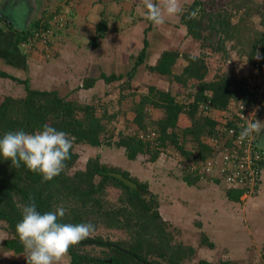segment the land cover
<instances>
[{
    "label": "trees",
    "instance_id": "trees-1",
    "mask_svg": "<svg viewBox=\"0 0 264 264\" xmlns=\"http://www.w3.org/2000/svg\"><path fill=\"white\" fill-rule=\"evenodd\" d=\"M218 1L221 0H214ZM202 5V2L196 1L180 14L188 35L201 43V53L195 55L198 59L193 60L191 54H182L179 50H166L160 55L158 63L151 67L159 76L185 85L192 91L191 99L194 101L186 104L187 100L170 91L150 87L149 101L137 105L134 134L127 132L118 141L109 127L113 115L109 114L107 107L99 113L96 105L81 104L61 96L58 91L33 89L29 80L0 72V78L16 80L24 84L26 91L23 97L5 96L0 102V138L9 131L35 133L48 124L68 133L73 139L66 167L50 181H44L40 174L31 172L23 164L14 168L11 160L0 156V231L6 234L0 246L13 254L14 260L10 264H26L16 224L22 219L20 206L33 200L41 214L63 206L66 214L59 221L61 223L94 225L95 232L90 237L69 248L66 256L70 258V264H184L196 254L197 249L176 241V236L169 230L172 222L161 215L162 202L158 194L152 193L148 182H140L127 170L101 163L99 156L89 158L84 169H76L79 155L75 149L77 146L123 147L126 157L133 161L140 155H151L154 161L170 145L188 160L195 157L206 160L217 154L207 141L215 136L219 121L211 115L202 114L198 104L211 95L214 110L226 111L230 107L254 103L255 97L248 90L247 82L232 75H215L212 80H207L210 54L206 49L226 52L227 44L231 43L233 51L238 49L242 58L247 57L246 62L250 66L255 65L259 53L264 68V2L258 5L255 0H226L223 11L216 14L202 9ZM196 9H199L197 17L190 19L189 14ZM256 16L261 18L259 24L262 28L255 25ZM44 20L48 19L39 20L31 30L24 31L20 44ZM149 23L147 33L153 25L151 21ZM108 31L107 20H101L97 26L95 46ZM214 33L219 35L215 50V43H211ZM145 56L146 50L139 55L137 64L142 63ZM181 58L188 65L176 73L174 68ZM134 72L135 68L127 75H104L103 79L107 84L125 78L130 81ZM96 81L87 80L83 88L94 87ZM148 104L162 110V118L152 120L150 111L144 110ZM182 116L191 123L186 128L179 124ZM149 128H153L152 131ZM153 132V140L141 138V135L148 136ZM189 142L192 144L190 148L187 146ZM258 149L261 150L259 146ZM184 179L191 186L203 180L198 172H188ZM243 194V189H228L227 195L229 200L240 202ZM111 235H116V239H112ZM204 243L210 248L215 247L206 236ZM199 264L211 263L201 260Z\"/></svg>",
    "mask_w": 264,
    "mask_h": 264
},
{
    "label": "rangeland",
    "instance_id": "rangeland-1",
    "mask_svg": "<svg viewBox=\"0 0 264 264\" xmlns=\"http://www.w3.org/2000/svg\"><path fill=\"white\" fill-rule=\"evenodd\" d=\"M78 1L80 0L73 2ZM197 1L202 2V9L204 8L205 10H208L209 13L214 14L217 12H222L223 7L226 6V0H221L218 2H214V0ZM263 2L264 0H255V3L258 5ZM138 3L140 2L137 1L136 4ZM61 5H63V2ZM65 6H67V4H65ZM17 7L21 9L20 5ZM119 8L120 7H118V9ZM20 9L18 12L15 10V13H13V18L17 27L24 28L28 12H25V8H23L24 14L22 15V11L20 12ZM64 10L67 12L66 15H68L67 19L69 23V20H71L69 13L71 11L68 9V7H64ZM137 10H140L143 14L139 20L138 16L135 14L132 15L128 9H124L122 11V19H120V16L118 15L117 20H114L116 14L112 13L113 15L111 16L110 21L116 27L119 24V26L123 27L124 39L130 38L131 35H133L132 39H135V37H137V35L140 34L143 29L146 27L148 28L150 25V23L145 20V9L143 5ZM131 15L134 18H132ZM260 21L261 18L259 16L254 18V22L256 23L255 25L259 28H262V25L259 24ZM134 22H139L140 24L132 26V23ZM166 26V29L155 30L154 32L152 31L148 33V35L150 34V39L152 41L155 37V32L161 33V35L164 34L165 38V45L156 49L154 58H157L158 55H161L163 50H179V52L182 54H191L192 56L200 55V41L194 40L188 35L187 27L180 26L179 21H177V17H175V19L172 21H169V23H166ZM158 35L159 34H157V36ZM218 38L219 35L214 33L213 41L211 42L215 43L214 50L217 46L216 42ZM130 43L133 46L134 41L131 40ZM38 46L39 45H37V47ZM37 47L32 50L27 48L23 49L26 53L32 55L33 51L37 49ZM137 48L138 46L135 49ZM206 51L210 54V57L207 59L208 65L210 67L209 75L206 77L207 80H212L213 76L215 75L227 74L232 75L236 79L244 80L248 83V80L252 77V75L254 74L255 76L252 67L250 64H248V62H246L247 57L242 58V56L238 53V49L236 52L233 51V48H231V43L227 44L225 50L226 52H213L208 48ZM261 58L262 57L259 54V60H261ZM153 63L154 60L152 61V64ZM131 65L132 64L129 63L125 64V69L123 70L124 73H126L128 68L130 69ZM184 65L187 66L188 64L179 61L175 68L181 71L185 67ZM174 71L176 73L179 72L176 70ZM150 72H152L150 68H147V71L141 69L140 73L136 75L135 80H132V82H130V86H127L126 90L119 89L121 86L125 87L126 84L124 81H118L113 84L105 85L104 89L95 88L91 91H82L80 96L75 100L81 104L91 103L96 105L98 107L99 113L103 112L107 107L109 114L113 115L112 124L109 127L111 128V131H114L115 139L118 141L127 132H132V134H134L136 127H134L135 124H133V121L136 117V108H138L137 105L141 104V102L149 101V97L147 96L149 93V87L153 86L164 92L168 90L170 91L171 89L173 93L180 96L182 100H189L192 102V91L185 85L178 82L173 83L170 79L159 76L155 72ZM17 76H19L21 80H26L28 78L30 79L33 77L30 74L22 73L21 75ZM256 82L257 80L254 83ZM24 95H26L24 84L12 79L0 78V102L5 96L20 98ZM260 98L264 103L263 93L260 95ZM150 109H152L150 114L154 121H158L159 118H162L164 113L162 110L156 108L153 110L149 104L147 108L144 107L145 111ZM255 117L257 120H259L260 117L262 118V121L264 120V104L262 105V110H258V113ZM182 118L183 120H180L179 124L183 128H185L184 126H189L191 124L190 122L183 123L184 120H187V117L182 116L181 119ZM152 129L153 128H149L148 130L150 131ZM257 134L258 133H256V142ZM207 142L210 144V140ZM187 146L190 148L192 147V144L189 142ZM215 148L218 149L217 147ZM259 148L263 150L260 146ZM75 152L79 155L76 169H84L89 158L99 156L101 163L106 164L107 166L127 170L131 176L139 179L140 182H148L150 184L152 193L156 195L158 194V197L162 202L160 211L161 215L166 221L170 222L171 220L172 222L169 230L176 236V241L197 249L196 254L191 259L185 261L184 264H199L201 260H206L211 264H221L222 262L226 261L237 262V264H264V170L261 179L263 181V183L261 182V187H258L252 196H242L240 202L237 203L231 202L227 199L228 189L226 186L218 187L217 185L213 184V182L208 183L209 188L207 187L206 190H211V198L206 200V197L203 195H200L198 198H196L199 202H201V197L203 203L205 202L210 206H219L217 209L215 206L212 207L215 215H217V219L214 220V225L211 224L209 227L205 224L204 226L199 225L198 220L193 218L191 219L188 216L182 217L181 208L188 207V210H193V208L197 206L195 202L196 198L192 201H189L192 198L187 199L184 196L179 195V193L178 195H174V191L173 188H171L170 183L167 185L163 181V175L166 173L165 168L171 167L169 166L170 163L175 166L173 171V177L175 178L173 181L179 182V178H181L180 176L186 175V172H184L183 169V163L187 162L188 158L183 156L173 145H170L168 149L162 150L160 156L154 161L151 160V155H140L134 161L129 160L126 157L125 149L123 147L119 148L116 146L109 147L105 145L101 148L77 146ZM205 182L206 181L203 179L197 185L200 184V187H202ZM170 197L175 198L172 206L166 203ZM183 200H186L189 206L183 202ZM193 203L195 204L194 207ZM203 228L206 231L208 230L207 233L209 237L207 235L206 236L210 242H213L215 245L214 248H210L204 243L205 235H203ZM119 234L121 235V233ZM115 236L116 235H111L112 239L115 240ZM5 238L6 234L0 231V244H2ZM13 260V254L9 253L0 246V264H10ZM62 264H70V258L65 256Z\"/></svg>",
    "mask_w": 264,
    "mask_h": 264
},
{
    "label": "crops",
    "instance_id": "crops-1",
    "mask_svg": "<svg viewBox=\"0 0 264 264\" xmlns=\"http://www.w3.org/2000/svg\"><path fill=\"white\" fill-rule=\"evenodd\" d=\"M60 1L61 0H0V13H7L6 11L9 10L13 13H15V10L18 12L20 8L17 6L19 5L21 6L20 12L22 11V15L24 14L23 8H25V12H28L25 27L21 29L14 28L0 18V72H5L18 79L20 78L17 75H21V73L30 74L33 77L27 80L30 81L31 88L42 91H58L61 96L68 97L72 100L77 99L82 91H91L95 88L104 89V86L107 85L103 79L104 75H127L135 68L132 78V80H135L136 75L140 73L141 69L147 71V68H150L151 70V67H154L160 58V55L154 58L156 49L165 45V38L164 34L161 35V33L155 32L154 35L156 38L154 37L152 41L148 33L154 32L155 30L166 29V23L175 19V17H177L179 25L184 26L181 23V15L172 18L166 17L164 24L160 26L152 25V29L148 33L147 29L150 28V25L148 28L146 27L143 29L135 39H132L133 35L128 39H124L123 27L119 26L120 24L116 27L110 21V18L113 14H116L114 20H117L118 15L120 19H122V11L128 9L132 15H137L139 20L141 15L143 16L142 12L137 10L142 6L140 0H80L78 2H71L66 6L71 11L69 13L71 20H69L68 25L62 29V31H58L57 34H55L54 37L58 40L51 49L48 50L45 46L40 45L33 51L32 55L26 53L23 47L20 46L21 34L24 31L31 30V27L39 20L45 18L50 20L53 14L58 11H62L68 18V15H66L67 12L64 10V6L61 5ZM137 1L140 3L136 4ZM196 1L197 0H180V3L183 9H185L186 6H191ZM118 7L120 8L118 9ZM103 19L107 20L109 31L95 46L97 26ZM145 20L149 22V20ZM139 22L132 23V26L140 24ZM157 34L159 35L157 36ZM131 40L134 41L133 46L130 43ZM137 46L139 48H137L138 50L135 49ZM144 50H146L145 59L142 63L137 64L139 55ZM164 51L166 50L162 52ZM47 53L50 54V57L47 56ZM153 60L154 63L152 64ZM180 61L185 62L183 58H181ZM128 63L132 65L130 69L128 68L126 73H124L125 64ZM174 70L179 71L176 68H174ZM91 79L97 80L96 85L90 89H84L83 85L87 83V80ZM132 80L129 81L127 78L119 80V82L124 81L126 84L125 87L121 86L119 89L126 90L127 86H130ZM170 92L176 95L171 89ZM206 97H211V95ZM85 104L93 105L91 103ZM151 110L152 109L148 111ZM153 110L155 109L153 108ZM210 114H212L211 117H217L218 115L217 112ZM180 120H183V118H180ZM259 121L264 123L261 117ZM185 122L188 123L187 120L183 121V123ZM184 127L186 128L188 126ZM169 166L171 167L165 168L166 173L163 175L164 183L167 185L170 183L174 195H178L179 193V195L187 199L192 198L189 201L194 200L196 197L198 198L200 195L205 196L206 200L211 198V190H206L207 187L209 188V182H213V184L218 187L225 186L217 178L204 179L206 182L202 187H200V184L192 186L187 184L184 176H180L179 182L173 181L175 178L173 177L175 166H173L172 163H170ZM197 198L195 200L197 206L193 208V210H188V207L181 208V216H188L191 219H196L201 226H204V224L209 227L211 224L214 225V220L217 219V215H215L212 207L215 206L217 209L219 206H210L205 202L203 203L201 197V202H199ZM227 199L229 200L228 197ZM173 201H175V198L170 197L166 203L172 206L174 203ZM183 202L188 204L186 200H183ZM194 205L193 203V207ZM203 230V235L208 236V230L206 231L204 228Z\"/></svg>",
    "mask_w": 264,
    "mask_h": 264
},
{
    "label": "clouds",
    "instance_id": "clouds-1",
    "mask_svg": "<svg viewBox=\"0 0 264 264\" xmlns=\"http://www.w3.org/2000/svg\"><path fill=\"white\" fill-rule=\"evenodd\" d=\"M145 9V18L154 26L165 23L166 17L172 18L183 13L180 0H140ZM199 9L189 14L190 19L197 17ZM256 57L259 59V53ZM192 59H198L193 55ZM259 120L249 121L242 126L239 139L243 141L253 133H261ZM73 139L69 134L58 131L45 124L42 130L27 133L23 130L6 132L0 138V156L11 160L14 168L23 164L33 173H38L44 181H50L61 174L70 159ZM22 219L16 224V233L24 246L26 264H62L69 248L79 244L95 232L91 223H61L66 214L63 206L54 211L41 214L34 200L20 206Z\"/></svg>",
    "mask_w": 264,
    "mask_h": 264
},
{
    "label": "built area",
    "instance_id": "built-area-1",
    "mask_svg": "<svg viewBox=\"0 0 264 264\" xmlns=\"http://www.w3.org/2000/svg\"><path fill=\"white\" fill-rule=\"evenodd\" d=\"M73 1L76 0H63V6L66 7L65 4L68 5ZM67 25L68 19L65 14L62 11L55 12L52 19L44 20L21 43V46L32 50L35 46L42 45L49 50L58 40L54 37L55 34ZM47 56L50 57V54L47 53ZM251 67L255 76L253 74L248 80L247 88L254 95L255 102L230 107L226 111H217L218 115L215 118L219 121V124L216 126L215 136L210 140V145L217 154L206 160L195 157L183 163L184 172H198L202 179H205V177L217 178L228 189H243V196L245 197L252 196L256 192L261 184L264 170V152L258 149L255 140L256 133L243 141L239 139L242 126H246L249 121L254 122L258 110H262L263 105L260 98L262 93L264 96L263 63L256 58L255 65ZM256 80L257 82L254 83ZM212 102V98L207 97L202 103L198 104L199 111L205 115H212L210 113L216 112ZM190 103L189 100L186 101V104ZM154 136L153 132L148 136L141 135V138L153 140Z\"/></svg>",
    "mask_w": 264,
    "mask_h": 264
},
{
    "label": "water",
    "instance_id": "water-1",
    "mask_svg": "<svg viewBox=\"0 0 264 264\" xmlns=\"http://www.w3.org/2000/svg\"><path fill=\"white\" fill-rule=\"evenodd\" d=\"M7 12V11H6ZM14 15H13V12L11 10H9L7 13H0V18L8 23L9 25L13 26L14 28H19L21 29L20 27H17L16 24H15V21H14ZM264 133H259L258 134V137H257V145L262 147L264 149Z\"/></svg>",
    "mask_w": 264,
    "mask_h": 264
},
{
    "label": "flooded vegetation",
    "instance_id": "flooded-vegetation-1",
    "mask_svg": "<svg viewBox=\"0 0 264 264\" xmlns=\"http://www.w3.org/2000/svg\"><path fill=\"white\" fill-rule=\"evenodd\" d=\"M262 129H264V126H262ZM262 133H264V130H262ZM259 134V133H258ZM258 134H257V137H258Z\"/></svg>",
    "mask_w": 264,
    "mask_h": 264
}]
</instances>
